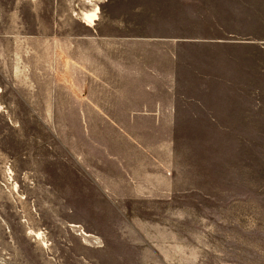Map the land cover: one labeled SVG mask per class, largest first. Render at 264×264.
<instances>
[{"label":"rangeland","instance_id":"374dc122","mask_svg":"<svg viewBox=\"0 0 264 264\" xmlns=\"http://www.w3.org/2000/svg\"><path fill=\"white\" fill-rule=\"evenodd\" d=\"M0 264H264V0H0Z\"/></svg>","mask_w":264,"mask_h":264},{"label":"bare ground","instance_id":"6f19581e","mask_svg":"<svg viewBox=\"0 0 264 264\" xmlns=\"http://www.w3.org/2000/svg\"><path fill=\"white\" fill-rule=\"evenodd\" d=\"M83 15H84L83 18H84L85 20H82V21H84V23H86V24L88 23V25H90L89 22H91V20H92L93 17L95 16V14H94V13H91V14H83ZM83 15H82V16H83ZM95 17H96V16H95ZM81 19H82V18H81ZM85 21H86V22H85ZM91 23H92V22H91ZM88 25H87V26H88ZM88 27H90V26H88Z\"/></svg>","mask_w":264,"mask_h":264}]
</instances>
